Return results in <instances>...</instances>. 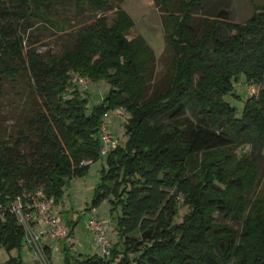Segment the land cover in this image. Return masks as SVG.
Here are the masks:
<instances>
[{
  "label": "trees",
  "instance_id": "16d2710c",
  "mask_svg": "<svg viewBox=\"0 0 264 264\" xmlns=\"http://www.w3.org/2000/svg\"><path fill=\"white\" fill-rule=\"evenodd\" d=\"M212 1L155 0L171 80L145 99L155 53L143 38H127L133 21L125 0H0V101L10 92L22 101L14 131L0 132L1 247L20 250L27 241L10 211L15 199L41 192L58 204L65 181L101 157L103 116L123 108L127 141L111 146L91 201L94 208L106 200L117 213L118 242L106 258L76 262L264 264V197L245 196L258 169L248 158L230 168L235 147L250 145L257 156L264 149V6L234 23L227 10L211 12ZM57 5L97 16L70 31L72 46L46 59L31 34L42 23L64 30L51 20ZM71 74L105 80L110 91L89 111ZM242 78L259 90L239 113L224 98ZM180 197L188 211L176 223ZM38 249L50 264L51 251ZM63 256L71 264L70 250Z\"/></svg>",
  "mask_w": 264,
  "mask_h": 264
},
{
  "label": "rangeland",
  "instance_id": "374dc122",
  "mask_svg": "<svg viewBox=\"0 0 264 264\" xmlns=\"http://www.w3.org/2000/svg\"><path fill=\"white\" fill-rule=\"evenodd\" d=\"M174 7L177 0H170ZM264 6V0H213L208 5L211 12L227 10L229 19L234 23H243L256 10ZM123 9L133 21V27L127 38H143L155 53V61L152 65L150 81L147 83L145 99L152 97L155 93L161 92L170 86L169 65L171 56L164 50V33L161 26L159 9L155 0H125ZM97 15L89 11L76 12L72 6L57 5L51 15L53 24L62 26L63 31H59L49 24H40L31 34V42L46 59L61 55L64 47L73 45L70 31L76 29L81 24L88 23L95 19ZM113 15H110L112 18ZM199 21H197V26ZM81 77L87 81L85 85L78 87L83 97L88 100L87 109L102 103V100L110 91V85L105 80L90 81L78 74H71ZM233 95L224 99L240 113L243 109L244 101L258 93L259 87L254 84H247L244 78L239 83L233 84ZM22 101L10 92L7 99L0 101V132L10 134L14 131L15 120L20 114ZM108 117L105 119L108 133L111 137V146H124L127 141L125 134V124L129 119V114L123 108H114L107 111ZM251 146L242 144L231 150L234 158L231 163L234 167L237 161L248 158L257 167L258 175L256 185L245 192L247 200L251 201L264 197V149L257 155H251ZM84 175L72 177L65 181L63 195L58 204L53 206L54 215L57 220L64 224L67 230L69 225L74 224L69 237L56 239L52 237L48 228L42 222H34L31 233L38 246H35L31 239L23 244L20 250L7 251L0 246V264H6L11 258L22 260L23 264H44L43 258L39 254V248L47 247L50 251V264H65L64 249L70 250L73 255L71 264H78L76 260L83 255H100L99 247L96 245L95 234L88 229L90 220L95 219L105 225L106 237L112 248L118 242L116 233L117 213H110V208L106 200L100 202L97 207L92 208L91 201L95 187L101 181L103 168L106 167V157L89 162ZM222 190L225 187L220 185ZM182 197L179 199L178 223L181 217L187 213L188 209L182 205ZM32 221H29L31 223ZM234 230H240V224L232 221L225 222ZM133 257V256H131Z\"/></svg>",
  "mask_w": 264,
  "mask_h": 264
},
{
  "label": "built area",
  "instance_id": "2783aa9c",
  "mask_svg": "<svg viewBox=\"0 0 264 264\" xmlns=\"http://www.w3.org/2000/svg\"><path fill=\"white\" fill-rule=\"evenodd\" d=\"M87 81L81 77L71 75L70 84L73 86L85 85ZM108 117L107 114L103 116L99 133L101 140V150L100 156H106L111 148L112 140L108 133L107 125L105 119ZM25 202L22 201L20 197H17L15 201L10 206V211L14 213L19 222L23 225L27 241L31 239L33 244L37 246L36 239L33 238L31 229L28 226L29 221L32 222H42L44 226L48 228L49 234L56 238L67 237V229L64 224L57 220L54 215L53 206L55 205L54 199L52 197H47L41 192L36 193L30 197H24ZM27 211V212H25ZM2 215H0V218ZM88 229L90 232L95 234L96 245L100 250V257L106 258L110 255L111 247L109 240L106 237L105 225L95 219H92L88 223Z\"/></svg>",
  "mask_w": 264,
  "mask_h": 264
}]
</instances>
